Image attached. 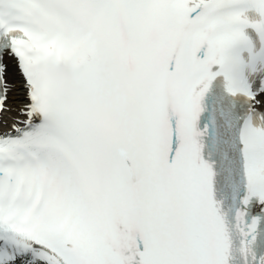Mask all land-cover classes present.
Here are the masks:
<instances>
[{
    "label": "snow or ice",
    "instance_id": "obj_1",
    "mask_svg": "<svg viewBox=\"0 0 264 264\" xmlns=\"http://www.w3.org/2000/svg\"><path fill=\"white\" fill-rule=\"evenodd\" d=\"M0 264H264V0H0Z\"/></svg>",
    "mask_w": 264,
    "mask_h": 264
}]
</instances>
